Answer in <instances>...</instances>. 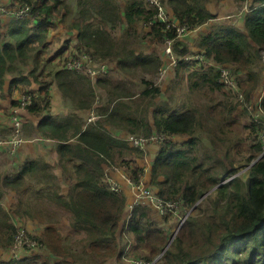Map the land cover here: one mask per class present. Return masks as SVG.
Instances as JSON below:
<instances>
[{
  "label": "trees",
  "instance_id": "16d2710c",
  "mask_svg": "<svg viewBox=\"0 0 264 264\" xmlns=\"http://www.w3.org/2000/svg\"><path fill=\"white\" fill-rule=\"evenodd\" d=\"M62 1L12 0L11 5L16 6L24 2L34 4L33 18H12L6 25L3 23L5 17L0 15V89L7 76L13 75L12 72L19 63H24L31 57L40 59L55 27L54 11L65 7ZM255 2L253 0L246 14L247 33L231 24L216 23L207 35L196 42L199 53H203L212 64L206 65L201 60L184 61L199 66V69L188 75L191 88L206 86L211 92L226 90L219 81L218 69L224 65L230 67L236 75L247 72L246 78L239 82L247 99L250 100L260 91L264 83V64L258 66L257 62H262L264 58V0H258L257 4ZM147 4L144 0H128L123 10L118 0L80 1L79 18L72 24L80 32L79 40L83 46L80 50L91 51L100 59L107 60L110 65V57H116L119 52L115 51V40L103 23L115 29L127 21L132 32L137 22L148 24L156 15L153 7ZM206 4V0H168L179 23L187 25L189 29L215 18ZM42 15L45 16L41 17ZM92 18L93 23L87 22ZM165 29L164 23L155 22L151 34L161 42H165L167 38L174 39V52L179 56L187 55L189 46L181 39H175V29ZM122 43L125 44L124 41ZM126 59H130V55ZM146 59V65L150 67L158 69L162 65L156 54ZM35 69L31 75L35 74ZM23 73L21 69L18 75L13 76L12 81L15 82L18 76V81L26 82L22 77ZM55 75L61 91L77 101L79 108L93 105L94 86L89 85L87 78L67 70L57 71ZM144 81L148 86L139 94L137 101H131L132 104L125 102L124 97L135 95L120 91L117 93L119 99L113 100L111 107H101L102 121L85 126L78 117L58 119L49 116L39 124L44 135L59 139V164L76 180L67 196L61 194V186L54 182L56 175L49 172V166L40 161L28 160L13 177H5L3 185L14 190L21 189L26 184L24 179L27 174H38L41 180H47L48 190L40 194V197L49 205L69 210L72 227L79 233L87 234L83 241L84 249L91 251V257L105 259L116 256L121 261L123 252L118 251L117 236L131 234L137 249L148 252L145 259L151 260L162 253L165 264H264V155L251 163L246 180L234 176L235 170H228V175L224 178L231 179L219 185L223 179L219 178V174L207 162L199 161L196 154L197 142L193 135L197 125L202 124L200 110H179L164 101L158 104L155 100L160 96V87L153 81ZM102 82L101 78L96 81L97 85ZM80 85H83L81 90ZM47 88L48 85L42 83L38 94L28 90L21 92L35 95L33 105L28 110L30 113L41 114L46 109ZM153 106L150 119L148 115ZM239 106L238 102L232 103L230 110L231 113L234 111V118H237L235 111ZM262 107L264 109V97ZM212 109L213 106L210 110ZM210 117V120L214 119L212 114ZM106 123L124 128L130 134L149 136L154 132H166L171 138L175 135L191 137L184 142L175 143L171 140L166 147L160 149L152 164L150 182L159 188L158 193L163 199L181 197L184 207L200 208V213H203L186 218L166 251L167 235L164 230L155 226L151 208L136 204L131 217L126 221L125 194L112 191L103 180L106 162L113 159L116 152L125 153L122 151L125 149H128L127 153L131 151L126 141L103 129ZM252 123L254 129L262 127L253 121ZM221 124L217 120L215 125ZM258 135V153H262L263 141L261 134ZM71 139H76V142H69ZM133 151L143 153L137 149ZM121 162V165L130 170L132 179L139 181L144 170L132 168V161ZM68 163H72L71 170L67 168ZM213 189L215 197L211 199V208L204 214L206 211L202 210L200 199ZM40 213L43 215L44 210H40ZM46 217L53 219L50 214ZM10 219L9 212L0 204V241L12 246L18 229ZM36 238L51 254L62 259L56 264H64L65 261H70V257L74 259L71 264L79 260L77 255L68 251L64 237L57 228L47 227L45 233ZM14 263L0 259V264Z\"/></svg>",
  "mask_w": 264,
  "mask_h": 264
},
{
  "label": "crops",
  "instance_id": "0c3cea01",
  "mask_svg": "<svg viewBox=\"0 0 264 264\" xmlns=\"http://www.w3.org/2000/svg\"><path fill=\"white\" fill-rule=\"evenodd\" d=\"M0 1L8 3L12 0ZM80 1L82 0L74 1L72 6V3L69 0H63L62 5L64 4L63 6L65 7L63 9L54 11L53 17L55 27L51 31L47 40L48 46H51L52 51L48 54V56L47 54L43 55L42 59L46 60L54 57L55 63H59V55H75L78 54L81 51L80 49L83 48L79 40V29L72 26V24L79 18V12L81 8ZM127 1L128 0H118L123 10ZM164 2L166 4V9L170 18L176 24H179V20L175 17L174 12L168 5V0H164ZM145 3L147 4L146 1ZM234 4V0H208L206 7L215 16V18L188 31L182 40L189 46L188 54L192 55L199 53V49L196 47V42L200 39V37L207 35L211 31L214 24H230L233 22L231 20H223L222 18H228L229 14L234 13L232 12L235 10ZM72 15L74 17L68 20V17H71ZM245 19L246 14L244 17L242 16L238 20L239 23L237 25L234 22L233 23L235 25H233L242 32L247 33ZM10 20V18H4L3 23L7 25ZM66 22L68 25H66ZM87 22L93 23L94 19L92 18ZM103 25L106 26V30L112 34V37L115 40V51L119 52V54L116 57H110L111 60L109 59V61L111 72L106 77H100L103 81L102 84L97 85L96 81L99 78L93 79L89 76L78 73L79 76H84L88 79L87 81L90 82L89 85L93 84L94 86L95 101L91 107L79 108V106L74 104V99L69 94H65L63 91H61L57 84L55 75L56 72L59 71L57 68L51 73L41 76L39 74L37 75L36 73L31 75L32 71L29 72L31 67L28 68L29 66H27V70H23L24 76H22L25 78L26 82L18 81V76H16V81L13 82V75H9L7 76L3 88L0 89V134L2 136H6L10 132L12 108L16 104L21 92L28 90L38 94L42 83L48 85L47 108H44V111L41 114L26 112L24 115V132L26 142L13 155L7 154L6 152L0 153V204L5 210L9 212L11 217L10 222H12L18 230L26 229L28 233L35 237H41L45 233L47 227L57 228L64 237V242L66 241V235L72 237L73 235L77 236V233H79L71 225V215L68 209L57 205H49L46 203L45 199L40 197V194L48 190L49 183L47 180H44V178L41 180L38 174H35L34 176L27 174L24 179L26 184L21 187V189L14 190L3 185V179L5 177H13L15 174H17L20 166L25 164V162L28 160L44 162L49 166V172L56 175L54 182H57V184L61 186L60 190L63 196H67L70 192L71 185L76 183V180L71 176V174L65 172L59 164V153L57 151L59 139L44 135L39 128V124L49 116L58 119H72L73 117H78L85 123V126L98 120L102 121L103 117L100 115V108L106 107L108 105L110 106V103L113 100L119 99V97H117V93L120 91L129 92L131 90L130 88L132 83L136 80L133 77H136L137 75H139L142 83L145 82L144 80L153 81L158 85V87H160L161 96H158L155 102L158 104H160L162 100L164 102H168L171 99V94H168L167 91H169L172 83L177 84V80L172 78L173 75L175 74L177 76L179 71L186 70L188 67L190 68L192 66H196L181 61L178 66L170 67L168 69L167 81L165 80L157 83V70L160 67L156 69L155 67L146 65V58L156 54L161 59L162 64L166 63L168 60L164 54V42H161L157 37H154L151 34L152 26L143 21H139L135 24L131 32V28L128 26L127 21H124L115 29L111 28L109 24L103 23ZM134 32H136V34ZM130 37L138 38V40L142 42V49H135L127 44L130 42L129 40L127 41V39ZM123 41L125 44L122 43ZM118 47H120V49H118ZM129 55L130 59H126ZM123 60L126 61L124 62ZM197 69H199L198 66ZM154 75V79H151ZM246 76L247 72L240 74L241 79H245ZM186 79L188 80V76ZM118 84L120 86L119 89H117L119 87ZM82 86L83 85L79 86V90H81ZM160 98L162 100H160ZM128 99H131V97H124L123 100L128 102ZM238 108L235 111V116H237L239 119L241 116L238 112ZM153 111L154 106L150 108V113L148 115L150 119ZM91 112L97 114L98 117L96 119L90 120ZM103 129L112 136L123 141H126L128 135L130 134L124 128L107 123L104 124ZM187 137L188 136L186 135H175L172 136V141L175 143L184 142L187 141ZM69 142L74 144L76 139H71ZM128 147L131 149L129 153H127L128 149H125V153L116 152L115 154H117V157H115L120 159L119 162L123 160L132 161L130 164L133 168H142L144 170L143 180L149 184L154 191L159 192V188L152 185L150 181L153 160L157 156L160 149L155 145H151L145 152L142 151L143 153H137L133 151L136 149L132 148L129 144ZM67 168L71 170L72 163H68ZM113 176L121 186L122 192L127 198V204L132 202L133 189L129 185L128 181L123 178L122 174L118 172H114ZM146 206L151 208L152 217L156 224H160L159 222H162L164 226H167V222L164 220L166 217L161 216L151 205L146 204ZM40 210H44L43 215H41ZM54 213L59 215V219L54 220V218L48 219L46 217L49 214L54 217ZM173 218L176 217L174 216ZM84 237L85 235L81 236V238ZM10 247V244H0L1 260H11L15 262L14 264H36L35 261L39 262V264H56L57 262L61 261V258L51 254L47 247L35 251L21 250L19 252L18 258L13 257ZM87 253H89V251H87ZM69 260L70 262H73L74 259L72 258ZM113 261L115 260L110 259L106 263L112 264ZM117 262L119 261L117 260ZM75 264H79V260L76 261Z\"/></svg>",
  "mask_w": 264,
  "mask_h": 264
},
{
  "label": "rangeland",
  "instance_id": "374dc122",
  "mask_svg": "<svg viewBox=\"0 0 264 264\" xmlns=\"http://www.w3.org/2000/svg\"><path fill=\"white\" fill-rule=\"evenodd\" d=\"M69 1L72 3L73 6L74 1L77 0H69ZM206 1L208 2V0ZM234 1H235L234 4L235 10L232 11L234 13L229 14L228 18L224 17L222 19L231 20L237 25L239 23L238 20L242 16L244 17V15L249 12L251 6L250 4L253 3V0H234ZM254 1L257 2L258 0H254ZM246 6L247 8H245ZM73 17H74L73 15L71 17H68V20H70V18ZM233 22L230 24L233 25L234 24ZM66 25H68L67 22ZM134 33L136 34V32ZM128 40L130 42L127 44H129L131 47L135 49H142L143 47L142 42H140L138 38L130 37L127 39V41ZM47 46L44 48V51L42 52L40 59L38 57V60H36L35 58L31 57L26 62L19 63L17 65L16 70L12 72L13 76L18 75L21 69L27 70V66H29L28 68L31 67V70L29 72L33 71L36 68L35 73L41 76H43L44 74L51 73L56 68L59 71L62 70L59 68L60 63L57 62L55 63L54 57L46 60L42 59L43 55L47 54L48 56V54L52 51L51 46L48 47ZM118 49H120V47H118ZM65 55L66 54L59 55L58 62H60L62 58L65 57ZM261 61L262 62L260 63H258L259 61L257 62L258 66L264 64V58H262ZM194 70H197V66H192L190 68L188 67V69L186 70H181L179 71L177 76L175 74L173 75L172 78H175L177 80V84L172 83L171 87L169 88V91H167L168 94H171V99L168 101V105L170 107L179 110H183L186 108H198L200 110V114L202 113V124L197 125L195 134L193 135V137H195V140L197 142L196 154L199 161L207 162L209 166L212 167V170L219 174V178L221 180L226 179L224 177L228 175L227 172L228 170L231 171L235 170L234 176H238L243 180H246L249 172V166L252 165L251 163L255 162V160L262 155V153H258L259 152L258 134L260 133V128L258 127L256 129L253 128L254 125L251 120V115L250 113L245 111L246 109L243 108V105H240L238 108V112L241 117L239 119L233 117L232 114H234V111L231 113L230 109L232 103H235L237 99L235 98V94L232 91L226 89L223 92H220L219 90L215 92H211L206 86L191 88L186 78L190 74V72ZM154 77L155 75L151 79H154ZM133 78L136 80L135 82L132 83L130 88L131 90L129 91V93L135 96L134 97L132 96L131 99H128V102L130 103L131 101L134 100L137 101L139 99V94L143 93L145 88H147L148 86V84H146L145 82L142 83L141 79L139 78V75ZM165 80L166 81L168 80V74L167 76L165 75L161 79L157 77L156 81L157 83H159L160 81H165ZM119 88L120 86L117 89ZM263 88L264 85L261 86L260 91H262ZM260 91L258 90L257 94H259ZM160 100L162 99L160 98ZM76 103L77 101L74 100V104ZM211 106H213L212 110H210ZM200 114L199 117H201ZM210 114H212L214 119L210 120L211 118ZM217 120H220L222 124L215 125ZM190 138L187 137L186 140ZM263 138H264V134H263ZM122 151L125 152V150ZM116 155L117 154L114 155L113 159H110L108 161L118 164L119 166H122L121 162H119L120 159L116 158L117 157ZM213 192L214 190H212L208 195H206L200 201V204L202 205V210L206 211V213L204 214H207L208 208H211V199L215 197V194ZM189 209L190 208L187 209L185 207L184 210L182 208L180 214H178L177 216L174 215L176 218H173L174 216L171 218L166 217L164 220L167 222V226H164L162 222H159L160 224L155 225L156 227L161 228L162 230L164 229L166 231L167 244L177 233V230L181 225V223L184 220H186V218L189 215L203 214L200 213L201 212L200 208L199 209L191 208V210ZM53 218L54 220L59 219V215L57 213L56 214L54 213ZM22 230L28 232L26 229H22ZM83 235H85V237L81 238V236ZM86 238H87V234L85 232H81V233H77V236L73 235L71 237L69 235H66L67 241L64 242V244L68 247V251L79 257V264H98V262H103V264H108L106 262L109 261L110 259L115 260L112 262V264H133L131 262L132 257L135 260H139L140 258H144L148 255L147 251H144L142 249H137L135 239L131 234H127V235L124 234V236L123 235L117 236L118 251L121 250L123 252L121 256V261L117 262L116 256L107 257L105 259L101 257L96 258L95 256L91 257L90 256L91 251L87 249V251H89V253H87V251L84 249L83 241ZM0 244L4 245L5 243L4 241H0ZM128 248L129 250L127 253L130 254V256L125 257L126 249ZM84 251L86 253H84ZM123 254L125 258H123ZM70 259H72V257ZM152 259L155 260V264H165V258H163L162 253L158 254L155 258ZM35 263L39 264V262L37 261H35ZM64 264H71V263L70 261L68 262L65 261Z\"/></svg>",
  "mask_w": 264,
  "mask_h": 264
},
{
  "label": "built area",
  "instance_id": "2783aa9c",
  "mask_svg": "<svg viewBox=\"0 0 264 264\" xmlns=\"http://www.w3.org/2000/svg\"><path fill=\"white\" fill-rule=\"evenodd\" d=\"M156 12L153 16L149 25H153L155 22H161L166 25L165 30L175 29L176 38L181 39L190 30L187 25L176 24L169 16L166 9V4L164 0H145ZM12 1L4 3L0 1V15L5 18H33V10L35 5L31 3L24 2L22 5L16 6L11 5ZM39 5V4H38ZM247 8V6L245 7ZM42 15L41 17H44ZM174 39L167 38L164 42L165 49L164 54L167 57V63L160 66L158 70V78H163L170 67H176L179 62L187 61L192 62L194 60H201L206 65H211L212 63L205 57L203 53L187 54L185 56L177 55L173 50ZM60 68L62 70L72 71L76 73L89 76L90 78L96 79L100 77H106L111 72V66L108 64L107 60L100 59L88 50H82L78 54L65 56L59 62ZM220 71V83L224 85L225 89L232 91L235 94L240 105L248 111L251 115V120L260 127L261 139L263 141V152L264 155V109L262 107V100L264 97V88L260 93L255 94L253 98L247 99L244 91L240 88L239 82L241 80L240 75H236L233 70L228 66H219ZM264 85V83H263ZM237 96V97H236ZM35 95L33 94H20L17 103L13 106L11 112V122H10V132L6 136L0 134V153H7L10 155L15 154L22 145L26 142L25 132H24V115L29 112V108L33 105ZM97 114L91 112L90 120L96 119ZM172 140L171 136L166 132H154L149 136L141 134H129L126 141L128 144L137 150L145 152L149 146L155 145L159 149L166 147L168 143ZM259 156L257 159H259ZM133 168V167H132ZM118 172L122 174L131 188L133 189V200L127 204L125 220L127 221L132 214L133 207L136 204L151 205L161 216L171 218L174 215L180 214L181 209L184 207V203L181 197H176L170 200L163 199L158 192L154 191L152 187L147 184L144 179V174L140 175L139 181H134L129 169L119 166L113 162H106L105 172H104V182L108 187L117 193L122 192V188L114 178L113 173ZM188 209V208H187ZM191 210V208L189 209ZM187 215V214H186ZM45 248L44 244L40 242L35 236L26 232L25 230L19 229L15 235L13 245L10 247V251L14 258H18L19 252L21 250L35 251ZM129 248L126 249L125 257L130 256L128 254ZM123 254V258L124 257ZM133 256V255H132ZM122 258V259H123ZM133 264H155L154 259L140 258L135 260L131 258Z\"/></svg>",
  "mask_w": 264,
  "mask_h": 264
},
{
  "label": "water",
  "instance_id": "95a60500",
  "mask_svg": "<svg viewBox=\"0 0 264 264\" xmlns=\"http://www.w3.org/2000/svg\"><path fill=\"white\" fill-rule=\"evenodd\" d=\"M250 167V166H249ZM229 179H231L230 177H227L225 180H223L219 185H222V184H224L225 182H227ZM215 189V188H214ZM213 189V190H214ZM211 192V191H210ZM210 192H208L206 195H208ZM205 195V196H206ZM205 196H203L201 199H200V201L205 197ZM185 221V220H184ZM184 221L181 223V225L179 226V228H178V230H177V232L179 231V229L181 228V226H182V224L184 223ZM177 234V233H176ZM176 234L174 235V237L170 240V242L166 245V247H165V249H164V251H166L167 250V248L170 246V244L172 243V241L174 240V238H175V236H176Z\"/></svg>",
  "mask_w": 264,
  "mask_h": 264
}]
</instances>
